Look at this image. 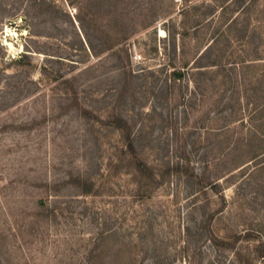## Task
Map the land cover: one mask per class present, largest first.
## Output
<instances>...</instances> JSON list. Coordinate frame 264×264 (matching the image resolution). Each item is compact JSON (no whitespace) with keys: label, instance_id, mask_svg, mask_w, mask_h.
Here are the masks:
<instances>
[{"label":"rangeland","instance_id":"374dc122","mask_svg":"<svg viewBox=\"0 0 264 264\" xmlns=\"http://www.w3.org/2000/svg\"><path fill=\"white\" fill-rule=\"evenodd\" d=\"M263 17L0 0V264H264Z\"/></svg>","mask_w":264,"mask_h":264},{"label":"trees","instance_id":"16d2710c","mask_svg":"<svg viewBox=\"0 0 264 264\" xmlns=\"http://www.w3.org/2000/svg\"><path fill=\"white\" fill-rule=\"evenodd\" d=\"M220 8H225V7H223V6H221ZM243 8V7H242ZM222 9V10H223ZM242 10V9H241ZM243 10H245V8L243 9ZM243 11H241L240 12V14L242 13ZM211 21H214V18H213V16L211 17ZM261 25V26H257V25ZM260 28H264V17H263V19H262V21H260V20H257V22H255V24H254V27H253V29L254 30H252V32L251 33H255V31H256V29H260ZM224 30H226V29H224ZM258 32H262L261 30H259ZM218 36H216L215 34L213 35V37H212V39L210 40V42L208 43V45H206L205 47H204V51H203V55H205V56H208V55H210V53H212V51H214V49L215 48H217L218 47V43H216V41L218 40V38L220 37V35H221V33L220 32H218ZM223 35H224V31H223ZM250 37V36H249ZM253 47H254V50H255V52H263L264 51V44H262V43H260L259 45H255V43H254V45H253ZM261 61H264V58H262V57H260L259 55H257L256 56V58L255 59H253V61H251V62H261ZM256 63V64H257ZM256 64H252V66H255ZM212 66H214L215 68H222L223 67V65L222 64H220V63H215L214 65H212ZM197 68H203V67H197ZM174 76L176 77V78H182V76H183V73L182 72H178V73H175L174 74ZM119 122H120V125H119V129L120 130H122L123 128H125V127H128L127 126V123L123 120V119H121V118H119ZM131 135L129 134V138H130V140H131V137H130Z\"/></svg>","mask_w":264,"mask_h":264}]
</instances>
